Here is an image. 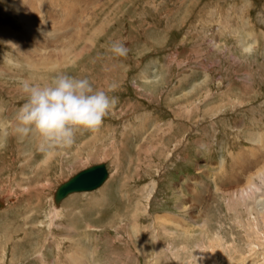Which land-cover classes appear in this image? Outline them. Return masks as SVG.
I'll return each instance as SVG.
<instances>
[{
  "label": "rangeland",
  "instance_id": "374dc122",
  "mask_svg": "<svg viewBox=\"0 0 264 264\" xmlns=\"http://www.w3.org/2000/svg\"><path fill=\"white\" fill-rule=\"evenodd\" d=\"M61 72L116 84L117 103L48 152L15 131L21 82ZM0 140V264H264V0H0ZM99 162L102 185L57 207L56 187Z\"/></svg>",
  "mask_w": 264,
  "mask_h": 264
},
{
  "label": "clouds",
  "instance_id": "9594fccd",
  "mask_svg": "<svg viewBox=\"0 0 264 264\" xmlns=\"http://www.w3.org/2000/svg\"><path fill=\"white\" fill-rule=\"evenodd\" d=\"M109 50L116 57H127L125 43L109 42ZM110 84L107 91L93 87L88 78H80L68 72L56 74L46 85L21 82V91L27 101L17 113L15 131L21 136L35 132L41 138V150L70 149L78 130L97 132L104 118L117 103L108 93L116 89ZM6 147L0 140V149Z\"/></svg>",
  "mask_w": 264,
  "mask_h": 264
},
{
  "label": "bare ground",
  "instance_id": "6f19581e",
  "mask_svg": "<svg viewBox=\"0 0 264 264\" xmlns=\"http://www.w3.org/2000/svg\"><path fill=\"white\" fill-rule=\"evenodd\" d=\"M20 1H23V0H20ZM20 1H18V0H10V6H19V2ZM26 0H24V2H25ZM29 3V2H28ZM31 4V3H30ZM42 4V3H41ZM22 5V4H21ZM51 5V4H50ZM75 5V4H74ZM70 9V8H69ZM27 11V10H26ZM25 12H22V11H18V14H20L19 15V17L21 16V17H23V14H24ZM27 13V12H26ZM25 15V14H24ZM20 17V18H21ZM66 17V16H65ZM67 18V17H66ZM32 21V20H31ZM31 21H28L29 22V24L31 23ZM63 21V20H62ZM77 22V21H76ZM219 22V21H218ZM31 25H33L32 23H31ZM24 26H26V23H25V25ZM29 26V25H28ZM27 27V26H26ZM83 31H84V29H82V35L80 34V33H76V35H75V37H73V40H76V41H73L72 42V44H70V45H67V48L65 49V51L68 53V54H72V56H76L77 57V55L79 54V53H81V51H83V50H85L86 48H84V47H88L89 48V46H85V44L83 45V39H82V46L81 47H75V44L77 43V44H80V42L79 41H81V38L83 37ZM6 36V35H5ZM33 36V35H32ZM35 38V37H34ZM90 38H91V36H90ZM51 38H49V40H50ZM70 39H72L71 37H70ZM69 39V40H70ZM23 40V39H22ZM48 40V39H47ZM71 41V40H70ZM244 41V40H243ZM87 42V41H86ZM85 42V43H86ZM32 44H33V42H31ZM24 44V43H23ZM241 44V43H240ZM30 44H28L27 46H26V48L23 50V51H19L20 52V54L22 55L23 54V56L24 57H26L29 53H31V52H33L32 50L33 49H31V48H28V46H29ZM34 45V44H33ZM241 46H242V48L245 50V51H252V49H250V46H248L246 43H245V45L244 44H241ZM18 48V47H17ZM74 48H76V49H78V51H72V50H74ZM254 48V47H253ZM15 49V48H14ZM40 49V48H39ZM72 49V50H71ZM18 50H19V48H18ZM53 52V51H52ZM56 52V51H55ZM25 53H26V55H25ZM68 60V59H67ZM28 64V63H27ZM30 66V65H29ZM32 67V66H31ZM144 74V73H143ZM255 139V141H257L256 140V138H254ZM258 142V141H257ZM240 158V157H239ZM244 158H245V156H244ZM247 159V158H246ZM240 160V159H239ZM244 160V159H243ZM104 161V160H103ZM120 162V161H119ZM241 162V161H240ZM121 163V162H120ZM260 171V170H259ZM259 171H257V172H259ZM112 172V171H111ZM262 172V171H261ZM260 172V173H261ZM251 174V173H250ZM253 175V174H252ZM108 177V176H107ZM255 177V176H254ZM263 177V176H262ZM231 178V177H230ZM264 178V177H263ZM247 181V180H246ZM249 181V180H248ZM249 183V182H248ZM253 183H255V182H253ZM257 183H258V181H257ZM261 183V182H260ZM259 183V184H260ZM102 185V184H101ZM100 185V186H101ZM248 185V184H247ZM206 186V185H205ZM204 186V187H205ZM245 186V185H244ZM249 186V185H248ZM98 188V187H97ZM242 188V187H241ZM244 188V187H243ZM240 189V193L243 195V194H245L246 192H248V191H251V190H255L256 188H257V186H256V184H251L249 187H247V189ZM245 188H246V186H245ZM55 191V190H54ZM53 191V192H54ZM207 191V190H206ZM205 192V191H204ZM258 192V191H257ZM201 193V192H200ZM259 193V192H258ZM193 194V193H192ZM239 194V193H238ZM248 194V193H247ZM194 195V194H193ZM236 195V194H235ZM189 196V195H188ZM195 196H197V194L195 195ZM239 196V195H238ZM211 197V196H210ZM229 197V196H228ZM232 197V196H231ZM230 197V198H231ZM245 198V197H244ZM211 199V198H210ZM234 199V198H233ZM245 200V199H244ZM205 201H207V200H205ZM205 201L203 202V203H205ZM224 201V200H223ZM227 201H228V198H227ZM236 201H238L237 199H236ZM209 202V201H208ZM234 202V201H233ZM243 202V201H242ZM186 201L185 200H182V201H180L179 200V202H178V208H180L181 209V211L183 212V213H187L188 212V215H189V217H190V219H193V220H195V219H197L198 217H200V216H203V221H204V223H207L211 218H210V213L208 212L207 213V210L208 209H205V206H202L201 208H202V210L201 209H199L198 211H196V212H194V211H191V210H187L186 208ZM202 203V204H203ZM228 204H229V202H228ZM231 204H233V203H231ZM239 205V204H238ZM190 206V205H189ZM188 206V207H189ZM58 207V206H57ZM1 208V207H0ZM233 208V207H232ZM235 208H237V207H235ZM243 208V207H242ZM186 210L187 212H185L184 210ZM55 210H56V212H57V210H58V208L56 209V207H55ZM232 210V209H231ZM224 211V210H223ZM240 212V211H239ZM212 213V212H211ZM262 216V215H261ZM167 217V216H166ZM263 217V216H262ZM261 218V217H260ZM167 219V218H166ZM169 220V219H168ZM189 220V219H188ZM162 221H165V219H163ZM178 221V220H177ZM253 221V220H252ZM159 223H160V221H158ZM172 222H174L173 221V219H172ZM162 223H164V222H162ZM180 223V222H179ZM192 224H193V222H192ZM184 225V224H183ZM203 225V224H202ZM252 227V226H251ZM170 229V228H169ZM169 229H167V226H163L162 225V229H160V230H162V232H166V233H171V235H172V233L173 232H175L176 233V230H169ZM258 230V229H257ZM179 231V230H178ZM260 231V230H259ZM181 232H182V234L181 235H185V236H188V237H190L191 236V234H192V232H191V230L190 229H188V227L187 226H184L183 228H182V230H181ZM174 233V234H175ZM262 233V232H261ZM169 234L167 235L168 237H169ZM174 234H173V236H174ZM177 234V233H176ZM175 234V235H176ZM166 235V234H165ZM178 235V234H177ZM259 235V234H258ZM253 236V235H252ZM177 237V236H176ZM173 240V239H172ZM213 241V240H212ZM212 243V242H211ZM198 244V243H197ZM204 244V243H203ZM214 244V243H213ZM254 244V243H253ZM201 247H204L203 245L201 246ZM218 248H219V246H218ZM201 249V248H200ZM217 249V248H216ZM220 249V248H219ZM214 248H213V246H209L208 247V249H206V250H204V249H201V252H199V256L198 257H200L201 259H203V258H205L206 256V258L207 259H209L210 257L212 258H214L215 259V257H214V255H213V252H214ZM216 252H218V251H216ZM221 253V252H220ZM220 255V254H219ZM83 262V261H82Z\"/></svg>",
  "mask_w": 264,
  "mask_h": 264
},
{
  "label": "water",
  "instance_id": "95a60500",
  "mask_svg": "<svg viewBox=\"0 0 264 264\" xmlns=\"http://www.w3.org/2000/svg\"><path fill=\"white\" fill-rule=\"evenodd\" d=\"M108 174L105 162L95 163L83 168L56 187L53 192L54 204L59 206L61 200L71 193L96 189L105 181ZM1 205L4 206V201L0 199Z\"/></svg>",
  "mask_w": 264,
  "mask_h": 264
}]
</instances>
